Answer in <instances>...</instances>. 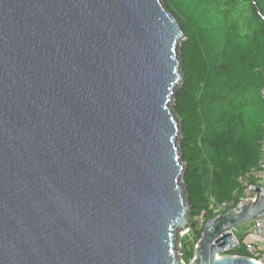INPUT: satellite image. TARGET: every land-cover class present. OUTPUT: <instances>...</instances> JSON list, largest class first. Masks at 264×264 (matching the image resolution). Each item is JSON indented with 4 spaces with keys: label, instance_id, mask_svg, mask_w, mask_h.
Segmentation results:
<instances>
[{
    "label": "water",
    "instance_id": "1",
    "mask_svg": "<svg viewBox=\"0 0 264 264\" xmlns=\"http://www.w3.org/2000/svg\"><path fill=\"white\" fill-rule=\"evenodd\" d=\"M183 38L161 0H0V264H182ZM251 193L189 264H254L217 256L264 211Z\"/></svg>",
    "mask_w": 264,
    "mask_h": 264
},
{
    "label": "trees",
    "instance_id": "2",
    "mask_svg": "<svg viewBox=\"0 0 264 264\" xmlns=\"http://www.w3.org/2000/svg\"><path fill=\"white\" fill-rule=\"evenodd\" d=\"M161 1L184 35L178 49L183 82L172 110L179 122L189 207V231L180 253L189 264L203 227L196 225L201 213L204 223L212 218L211 203L231 200L237 177L259 161L264 139V0ZM226 254L245 256L242 247Z\"/></svg>",
    "mask_w": 264,
    "mask_h": 264
},
{
    "label": "built area",
    "instance_id": "3",
    "mask_svg": "<svg viewBox=\"0 0 264 264\" xmlns=\"http://www.w3.org/2000/svg\"><path fill=\"white\" fill-rule=\"evenodd\" d=\"M237 188L233 191V198L236 195H241L239 200H249L253 199L254 195L251 193L254 187L262 189L264 187V139L262 141L259 161L256 166L251 167L246 173L239 175L236 179ZM233 198L229 201L222 203L212 202L208 208V212L213 216L223 213L225 210L229 209L233 204ZM238 200V201H239ZM204 212L198 218L197 228H200L204 225L203 216ZM189 230H186L181 233L180 237H184L188 234ZM233 238L235 240L234 248L242 247L245 253V257L253 262H258L259 264H264V211L259 213L248 225L247 229L244 232V239L239 241L235 235V230L231 231ZM181 248V244H180ZM179 248V256L180 253ZM231 249V250H232ZM226 251H230L226 249ZM181 263L185 264L182 259Z\"/></svg>",
    "mask_w": 264,
    "mask_h": 264
},
{
    "label": "rangeland",
    "instance_id": "4",
    "mask_svg": "<svg viewBox=\"0 0 264 264\" xmlns=\"http://www.w3.org/2000/svg\"><path fill=\"white\" fill-rule=\"evenodd\" d=\"M170 109H172V104H170ZM178 139H176V144H178ZM247 229V225H241V226H238L235 228V235L236 237L238 236H241V235H244V232L245 230ZM179 238V237H178ZM183 237H181L179 240H180V243H181V240H182ZM227 251H223V252H220L217 254L218 257H223V256H230V255H227L226 254Z\"/></svg>",
    "mask_w": 264,
    "mask_h": 264
},
{
    "label": "bare ground",
    "instance_id": "5",
    "mask_svg": "<svg viewBox=\"0 0 264 264\" xmlns=\"http://www.w3.org/2000/svg\"><path fill=\"white\" fill-rule=\"evenodd\" d=\"M254 264H259L258 262H253Z\"/></svg>",
    "mask_w": 264,
    "mask_h": 264
}]
</instances>
